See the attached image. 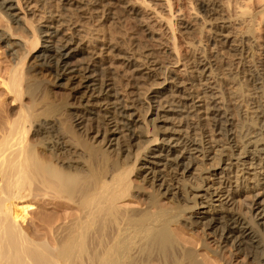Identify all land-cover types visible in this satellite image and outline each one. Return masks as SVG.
Wrapping results in <instances>:
<instances>
[{
  "label": "bare ground",
  "instance_id": "bare-ground-1",
  "mask_svg": "<svg viewBox=\"0 0 264 264\" xmlns=\"http://www.w3.org/2000/svg\"><path fill=\"white\" fill-rule=\"evenodd\" d=\"M52 1L56 3L57 13L49 12L46 18L42 17L39 10H46ZM126 1L115 0L114 6L125 9L135 18L145 36L166 55L167 65L162 71L166 76L161 77L156 73L158 68L150 51L139 48V56H134L129 47L123 46L119 52L130 70V74L125 71V77L137 80L140 87L152 79L145 83L142 94L156 104L153 107L147 104L150 114L155 116L154 121L166 123L173 115L194 112L193 100L197 96L182 97L181 100L186 101L183 103L163 96L164 91L181 90L180 49L193 50L186 38L189 26L177 0ZM200 2L206 5L208 0ZM229 2L221 3L218 12L228 11L233 5ZM95 5L92 0H0V17L5 21L0 41L12 59L3 83L13 106L2 104L0 111L3 113L0 114V264H264V182L262 185L263 179H259L256 172L254 180H248L252 187L242 184L243 177L232 190L228 184L235 182L236 173L243 169L232 172L233 164L229 162L221 168V172L229 170L226 175L221 178L215 177L220 172L209 175L215 177L213 180L220 178L221 189L229 191L224 198H221L222 191L205 183L201 185L204 177L193 181V189H184L182 193L180 189L184 186L180 188L179 183L191 180L188 176L195 170H191L192 155H185L191 151L202 154V149H197L199 144L188 138L190 135L174 139V145L169 143L165 148L162 147L165 140L161 141L157 151L168 156L175 153L170 165L143 161L135 169L138 156L154 154L150 145L156 144L159 138L151 136L145 146H139L138 136L130 131L128 124L116 123L106 115L110 112H104V108L101 111L108 128L98 135L102 146L98 150L87 148L88 153L80 144L83 149L77 147L76 130L80 132L83 126H80L82 117H77L71 106L74 101L68 104L67 113L72 128L63 127L58 103L49 106L40 101L42 81L28 76L33 66L25 64L27 57L30 54L35 61L40 59V67L46 65L51 69L53 84L58 87L59 78L64 75L60 65L65 57L71 56L68 47L74 39L75 31L68 34V30L79 27L76 31L83 42L94 44L99 39ZM259 7L257 14H264V0H243L242 7L235 6L237 17L243 18L247 9L255 11ZM210 10L215 12L216 8ZM253 18V15L243 18V22L250 23ZM214 20L221 24L219 29L226 27L222 17ZM17 31L26 36L17 34L22 38L12 42ZM228 34L229 31H222L219 41L226 43ZM43 38L47 43L40 46ZM117 41L121 44L119 39ZM90 65L75 70L82 72L79 75L82 84L74 82L80 89H88L86 74L95 73ZM39 101L45 105L39 106L41 109L36 106ZM210 127L212 135L219 138L203 134L202 138H206L202 141L203 147L218 140L224 141L228 148L229 144L233 145V134H229L224 121L219 120ZM122 128L127 143L118 145L113 136L120 135ZM257 141L260 140L255 144ZM132 147L135 149L131 150ZM111 154L116 155L115 160ZM107 155L111 159H107ZM261 155L264 156V143L251 150L243 149L235 160L238 167L248 165L249 170H255L261 167ZM243 157L248 160L242 161ZM152 158L157 159L154 155ZM262 168L259 172L264 174V166ZM167 169L181 179L166 177L164 170ZM133 176L151 185V190L143 191L135 184ZM249 190L255 192L250 193V202H243L230 212L224 210V205L232 199H227L228 195L246 198L244 193ZM197 207L207 211L194 215L193 209Z\"/></svg>",
  "mask_w": 264,
  "mask_h": 264
},
{
  "label": "rangeland",
  "instance_id": "rangeland-1",
  "mask_svg": "<svg viewBox=\"0 0 264 264\" xmlns=\"http://www.w3.org/2000/svg\"><path fill=\"white\" fill-rule=\"evenodd\" d=\"M92 1L96 4V15L99 17L97 19L98 23L96 22L99 27V39L94 44H90L85 40L83 42L79 40L81 37L76 31L79 30V27L70 28V30H68V34H72V32L75 31L74 39L72 41L73 44L69 45L70 48L68 47L71 56L64 58L67 62L65 65L63 64L65 61L60 65L64 69V75L62 76L63 78H59L58 87H55V84H53L55 81L52 76L53 71L46 65L45 67H40L38 65L40 59L35 61L29 57V54L25 62L26 65L29 64L30 66H33V68L29 66L31 71L29 70L28 76H31V78L35 77L34 79L42 81L40 82L42 83L41 89H43V96L41 93V97L43 100L39 97L40 101L46 102L44 103L45 105H48L49 103V106H54L58 103V110L60 111L59 118L64 128L71 127V121L69 120L67 113L70 110L69 106L74 103L71 106L74 108L73 110L76 112L77 117H82V123L80 126H83L80 132L76 130L75 136L76 143H78L77 147L79 149L85 147V150L87 148L90 150L100 149L102 143L100 142V144L98 142V135L100 132H103L108 128L107 125H104L105 116L103 115L105 111H108L110 113H107L106 115L111 116L116 123L125 122L128 124L130 131L138 136L136 141L140 143L138 144L139 146H145L147 144L146 141L151 139V136L159 138V141H157L156 144L153 143L150 145V151L154 154L147 153L146 157L138 156L135 162V165H137L135 169H138L143 161H159V163L167 165L172 163V156H174L175 153L172 156H168L163 151H157L162 140H165L163 141L164 143H162V147L165 148L169 143L170 146H173L174 139H181L182 135H190L191 137L188 138L190 140L194 139L196 144H199V146L197 145V149H202V154H199V152L195 154V151H191L185 155V157L187 155L188 157H191L192 155L193 160H191V164L193 163V168L191 170H195L191 171L192 175L188 176L191 180L179 183L181 184L180 188L184 186L182 189L179 188L182 193L184 189L186 191H189L190 188L193 189L191 183L204 177L206 179H202L201 185L205 183L210 185V187L215 188L217 191H222L220 192V194L223 195L221 198H224L229 191H227V188L221 189L222 185L219 181L221 176L225 173H229V170L221 172V168L229 162L233 164L230 166L232 172H237V170L243 169L236 173L238 174V176L235 177L236 181L228 184L230 185V188H233L232 190H235L234 187H237L240 178L242 179L243 177L242 184H249V186L252 187L248 180H254L253 174L255 172L259 179H263L261 181V184L263 185L264 174L260 173L263 171L262 167L264 166L263 155H261V159L258 157V159H260L261 167H259V169L257 167L255 170H249L248 165L245 167H238L235 160L237 154H241L243 149L251 150L255 145L264 143V14H257L261 7L255 9V11H253V8L247 9V14H245L243 18H248L252 15L254 18L252 22L245 23L243 22L242 17H237L238 12H236L237 9L235 8L237 5L242 7L243 0H229L233 5L229 7L228 11H226V9L224 12L218 11L220 10L219 5L221 3L223 4V2L225 4V0H208L206 5H203V3L200 2L202 0L176 1L178 7L183 13L184 21H186L185 23L189 26L186 38L193 47V50L182 51L180 49L181 62L178 67L180 71L178 74L183 81V83H181L182 91L180 89L173 93L164 91L163 96H166V99H169V101L179 103L186 102L185 100H181L182 97L191 98L197 96V98H194L193 100L195 103L194 112L188 115H173L169 122L164 123L153 120L155 116L150 114L151 108H147V104L149 103L152 107L156 106V104L153 102L150 103L145 98L144 94H142L146 88L145 83H150L152 79L145 82L140 87L139 84L137 85V83H139L137 80H131L130 78L125 77V71L127 74H130V70H128L126 66L127 62L124 61L119 49L123 46L127 48L129 47L134 53V56H139V48L150 51L152 59L156 65L155 67L158 68L156 73L161 77L166 76V74L164 75L162 73L163 67L167 65L166 55L160 53L156 44L145 36V33L141 31V28L138 25L139 23L133 18V16L128 15L125 12V9L114 6L115 0ZM226 2H228V0H226ZM212 8H216V11H211L210 9ZM39 11V14L45 18L48 16L49 12L56 14V3L52 1L49 6H47L46 10L40 9ZM109 12H112V15ZM220 17H222L225 22L223 24L226 26L225 28L219 29L218 27L221 24H218L217 21L214 20ZM53 18L55 19V17ZM4 27L5 21L0 17V31H2ZM222 31H229V34L226 35V38L228 39L226 40V43H221V41H219V34H221ZM17 34H19V36H26L22 31H17L15 34L16 36L14 35L12 37V42L22 38V36L19 37ZM117 39L121 42V44L119 43L120 47L117 44ZM43 42L47 43L43 38L40 40L39 45L41 46ZM77 49H79V51ZM8 54L7 47L5 48L0 41L1 112L3 110L2 104L9 108H13V106H10V96L5 90L6 88L3 83L7 80V69L12 62V59H10L11 57ZM90 63V69H93L95 73L86 74L89 76V82L87 83L88 89H80L79 85L82 83L79 75H81L82 72H77L75 70ZM74 82L79 85H75ZM187 93L188 95H186ZM72 94H74L75 100H73L74 98H72ZM89 95L90 97H88ZM40 101L39 103L41 105L36 102V106L44 107L45 105ZM41 107L38 109H41ZM104 108L106 110L102 112L101 109ZM1 112L0 114L3 115ZM89 112L94 114L89 115ZM224 114L225 116H223ZM2 115H0V117ZM169 116L171 117V115ZM214 116H216L215 119L217 120L214 119ZM219 120L220 123H223L224 121L225 127L230 129L229 134H233L231 136L235 140L233 141V145L229 144L230 148H228L227 145H224V141L218 140L215 142L210 141L207 144H204L203 147L202 141L206 139V136L215 139L219 138L216 134L212 135V132L210 131L212 123L219 122ZM225 120H227V122ZM146 121L149 122L146 123ZM228 121L230 122L228 123ZM109 125H111V123H109ZM120 130H122L120 135H115L113 137L117 139L116 143H118V145L126 144V136H124V133L126 132L123 131V128ZM203 134L205 135L204 139L202 138ZM168 138H171V140ZM258 139L260 141H257L258 143L255 144V141ZM171 141L173 142L171 143ZM79 144L83 148H81ZM132 149L134 150L135 147H132L131 150ZM86 151L88 153L90 152L88 150ZM130 153L132 154L131 151ZM153 155L157 159H153ZM248 155L249 154H247V156ZM259 155L260 154H258V156ZM115 156H112L113 160H115ZM108 157L109 156L107 155L106 158L111 159ZM241 159L242 161L248 160L247 157ZM184 162H186V160H184ZM164 171V175L172 180L181 179L179 175L171 173L170 169ZM219 172L220 174L215 176L220 177L217 180H213L215 179L214 176H209L210 174ZM231 174L233 175L234 173ZM132 179L136 185L143 188V191L149 192L151 190V185L141 181L140 178L133 176ZM231 179L232 181L234 180V178ZM177 187H179V185H177ZM250 193L255 192L249 190L247 193H244V196H248L246 198L236 195L234 197L228 195L227 199L230 197H232V199L227 203L228 205L226 204L227 206L224 205V210L230 212L235 207L242 205L243 202H250ZM204 211L207 210L199 209V207H197L193 209V214L199 215L196 213H202ZM198 253L202 252L198 251ZM208 259L210 261L213 260L210 256H208Z\"/></svg>",
  "mask_w": 264,
  "mask_h": 264
}]
</instances>
